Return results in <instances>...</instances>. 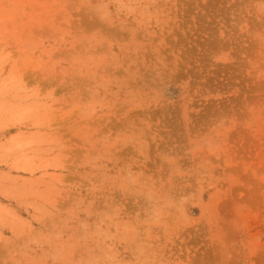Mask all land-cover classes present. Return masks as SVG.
<instances>
[{
    "label": "rangeland",
    "instance_id": "obj_1",
    "mask_svg": "<svg viewBox=\"0 0 264 264\" xmlns=\"http://www.w3.org/2000/svg\"><path fill=\"white\" fill-rule=\"evenodd\" d=\"M0 264H264V0H0Z\"/></svg>",
    "mask_w": 264,
    "mask_h": 264
}]
</instances>
